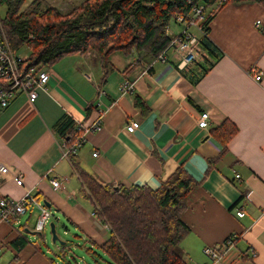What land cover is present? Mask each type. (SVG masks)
<instances>
[{"label":"crops","instance_id":"1","mask_svg":"<svg viewBox=\"0 0 264 264\" xmlns=\"http://www.w3.org/2000/svg\"><path fill=\"white\" fill-rule=\"evenodd\" d=\"M35 1L25 0L24 9ZM84 1L38 0L36 6L65 13ZM258 20L264 24L258 3L228 4L211 24L208 40L215 55L203 49L200 63L186 71L177 69L173 56L163 64L120 51L109 57L108 71L92 52L44 68L50 80L38 99L22 94L0 113V163L23 176L22 186L0 176V199L18 200L29 192L49 202L56 221L62 216L71 232L82 235L87 253L104 245L110 231L92 217L94 205L80 194L65 143L53 129L66 117L81 129L102 115L101 130L87 134L77 152L81 167L101 182L158 190L181 166L197 182L182 214L190 230L179 246L184 264H264V32ZM254 70L263 73L261 82L252 77ZM125 81L131 93L120 92ZM135 96L149 114L136 108ZM205 112L210 125L201 129L197 121ZM134 120L140 127L131 134L126 127ZM225 120L239 131L222 155L224 146L213 132ZM52 179L61 180L64 189L54 191ZM38 216L30 207L0 225V264H70L45 254L42 241L29 237ZM22 237L28 244L19 250L14 242ZM206 248L219 251L220 261L206 256Z\"/></svg>","mask_w":264,"mask_h":264},{"label":"trees","instance_id":"2","mask_svg":"<svg viewBox=\"0 0 264 264\" xmlns=\"http://www.w3.org/2000/svg\"><path fill=\"white\" fill-rule=\"evenodd\" d=\"M37 2L24 9L25 0H0V6L7 9L2 24L12 50H30L21 64L23 71L44 70L66 57L89 52L98 56L106 71L110 69L109 57L119 51L125 55L136 52L140 61L145 56L154 60L172 41L167 35L171 20L188 17L199 4L209 7L200 43L205 52L215 55L208 37L218 12L228 4L246 2L264 7V0H226L218 8L217 0H85L63 13L53 7L40 10ZM134 101L143 115L150 113L140 96H135ZM53 129L66 148L83 134L69 117L61 119ZM238 131L231 120L215 129L214 136L224 146L222 155ZM77 152L68 153V160L80 180V194L93 203L99 220L111 227L108 241L96 248L106 259L94 248H90L91 252L108 264H184L179 246L190 230L182 214L187 209L188 196L198 186L189 173L179 167L158 190L115 186L101 182L82 168ZM219 160H210L209 168ZM14 244L21 250L28 242L22 237ZM66 247L70 246L63 247L61 254Z\"/></svg>","mask_w":264,"mask_h":264},{"label":"built area","instance_id":"3","mask_svg":"<svg viewBox=\"0 0 264 264\" xmlns=\"http://www.w3.org/2000/svg\"><path fill=\"white\" fill-rule=\"evenodd\" d=\"M226 0H217L215 6L218 8L225 3ZM205 4H199L195 6L188 17L177 16L174 18L177 24L183 27V31L179 36L171 37L172 41L167 48L162 51L155 62L166 64L170 61L171 56L176 58V67L180 71H186L192 66H196L200 63L203 48L200 40L205 36L203 24L206 22L207 13L209 12ZM2 18L0 16V113L7 110L11 104L22 94H25L31 102H35L39 96V90L44 89L48 83L50 74L45 70L32 69L30 71H23L21 64L25 60L18 56L11 48L10 42L4 30L2 24ZM256 27L264 32V24L261 20L256 22ZM192 29H196L199 35H195ZM167 35H169V27L167 29ZM170 36V35H169ZM252 77L256 82H261L263 73L258 70H254ZM132 84L129 81H125L121 87L120 92L127 94L132 91ZM102 115L88 127H81L83 134H81L74 145L70 148H64L66 150V157L68 153H76L86 143L87 134L96 133L101 130ZM209 113L205 112L198 119L197 123L201 129H208L209 127ZM140 127L138 121H130L126 127L128 133L136 132ZM93 156L97 158L98 152H94ZM0 176H11L13 181L19 185H23V176L21 173L11 170L6 165L0 163ZM237 178H240L238 175ZM51 185L54 191H60L64 189L63 182L61 180L52 179ZM30 207L38 209L39 216L35 225L34 231L42 234L45 231L46 226L49 224L52 214L50 210L40 201L27 192L21 199L15 200L13 198L0 199V225L10 224L12 219H18L25 215ZM239 217H243L242 211L238 212ZM92 217L99 220V214L92 213ZM106 229L109 231L111 227L108 223L103 222ZM237 236H231L227 241V247L234 244ZM204 254L217 263L220 261L221 254L215 248H206Z\"/></svg>","mask_w":264,"mask_h":264},{"label":"rangeland","instance_id":"4","mask_svg":"<svg viewBox=\"0 0 264 264\" xmlns=\"http://www.w3.org/2000/svg\"><path fill=\"white\" fill-rule=\"evenodd\" d=\"M47 8L49 7H45L41 10ZM6 10L7 9L5 6H0V16L2 19L5 17ZM168 27L170 37L179 36L183 31V27L180 24H177L174 19L171 20ZM192 32L197 36L199 35V32L196 29H192ZM17 54L19 57L27 59V57L30 55V50H28L27 48H23L18 51ZM60 217L61 221H56L54 217L50 219L49 224L45 228L44 236L35 234L32 231L33 229L30 231L29 237H33L42 241V249L45 254L52 255V257L55 259L65 258V260L70 264H108V262L104 259H101L98 256H92L93 254L87 253L84 248L83 241L81 240L82 235L77 232H71V225L69 224V222H67L62 216ZM51 223H54L56 225L57 234L60 237V240L66 242L67 245L70 246L65 249L64 254H61V246L58 243L53 244L50 227ZM30 227L33 228V225ZM86 246L92 247L90 244H86ZM95 252L101 254L106 259V257L100 250L95 249Z\"/></svg>","mask_w":264,"mask_h":264},{"label":"water","instance_id":"5","mask_svg":"<svg viewBox=\"0 0 264 264\" xmlns=\"http://www.w3.org/2000/svg\"><path fill=\"white\" fill-rule=\"evenodd\" d=\"M44 205L47 207V208H50V204H49V202H47V201H45L44 202ZM50 227H51V233H52V241H53V244H59L60 246H61V251L63 250V247H65L66 245H67V243L66 242H63V241H61L60 240V237L58 236V234H57V229H56V225L54 224V223H51V225H50ZM39 235H41L42 236V234H39ZM69 246V245H68ZM67 248V247H66ZM65 248V249H66ZM65 249H64V251H65ZM62 253V252H61Z\"/></svg>","mask_w":264,"mask_h":264},{"label":"bare ground","instance_id":"6","mask_svg":"<svg viewBox=\"0 0 264 264\" xmlns=\"http://www.w3.org/2000/svg\"><path fill=\"white\" fill-rule=\"evenodd\" d=\"M71 154V153H70Z\"/></svg>","mask_w":264,"mask_h":264}]
</instances>
